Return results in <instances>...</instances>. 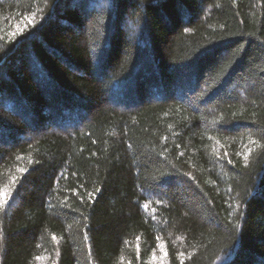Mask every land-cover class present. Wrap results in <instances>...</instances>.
I'll list each match as a JSON object with an SVG mask.
<instances>
[{"label":"trees","instance_id":"1","mask_svg":"<svg viewBox=\"0 0 264 264\" xmlns=\"http://www.w3.org/2000/svg\"><path fill=\"white\" fill-rule=\"evenodd\" d=\"M3 192L0 264H264V0H0Z\"/></svg>","mask_w":264,"mask_h":264},{"label":"snow or ice","instance_id":"2","mask_svg":"<svg viewBox=\"0 0 264 264\" xmlns=\"http://www.w3.org/2000/svg\"><path fill=\"white\" fill-rule=\"evenodd\" d=\"M18 159H19V157H18ZM229 162H230V161H229ZM19 171H20L21 173H23V172L27 171V169L20 168ZM10 195H11V194H10L9 192H3V193H0V196L3 197V199L0 200V208L4 207V205H6V204L8 203V197H9ZM145 207H147V205H145ZM52 239L55 240L56 237L53 236ZM137 239H139V238H137ZM157 239H159V237H158ZM163 248H164V246L161 245V250H162V251H163ZM180 255L183 256L184 254H183V253H180ZM37 258L40 259V257H37ZM180 264H183V260H181Z\"/></svg>","mask_w":264,"mask_h":264}]
</instances>
